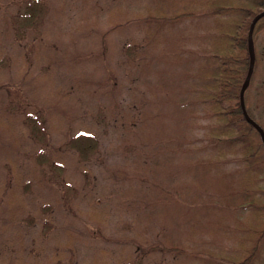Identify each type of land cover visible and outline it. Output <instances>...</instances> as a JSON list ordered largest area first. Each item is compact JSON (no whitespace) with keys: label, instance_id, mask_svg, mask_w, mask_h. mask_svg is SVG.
<instances>
[{"label":"trees","instance_id":"obj_1","mask_svg":"<svg viewBox=\"0 0 264 264\" xmlns=\"http://www.w3.org/2000/svg\"><path fill=\"white\" fill-rule=\"evenodd\" d=\"M261 9L0 0V264L264 256V143L239 101ZM95 219L110 246L85 238Z\"/></svg>","mask_w":264,"mask_h":264},{"label":"rangeland","instance_id":"obj_2","mask_svg":"<svg viewBox=\"0 0 264 264\" xmlns=\"http://www.w3.org/2000/svg\"><path fill=\"white\" fill-rule=\"evenodd\" d=\"M254 45L256 47V64L253 69V74L251 76L250 85L248 89L246 90V100L245 104L247 106L248 112L251 114V116L258 121L264 128V20H262L256 28V31L253 36ZM108 129V128H107ZM40 134L36 133V136L38 137ZM42 136V135H40ZM132 211V210H131ZM148 211V209L146 210ZM127 212L130 214V211H126L124 213L125 217ZM237 214L242 217L245 216L246 212L243 209L237 210ZM153 217V214L151 215ZM174 216V214H173ZM129 219L132 220L131 215L129 216ZM144 222H151V219L144 218ZM171 221H173L172 217L170 218ZM129 220V221H130ZM103 221H98L97 219L93 220L92 222H88L87 226H89L90 229L93 228V230H98L99 228H103V236L101 237L99 233L91 235L87 233L85 238H94L96 241H101L104 244H108V246L111 245V242L109 240H104L103 238H110L109 234L110 229L113 228V224L115 223V219H108L106 222L107 225H103L105 223H102ZM91 226V227H90ZM170 229H165L163 232L168 236H178V231L176 229H173V226H169ZM98 228V229H97ZM106 228V229H105ZM203 228V227H202ZM109 230V231H108ZM97 232V231H96ZM163 234V233H162ZM161 234V237H162ZM173 240H180V238H172ZM109 241V242H108ZM160 241H165V238H160ZM124 242V241H123ZM166 242V241H165ZM84 251V250H83ZM132 254L137 258L138 264H164V261H162V258L164 257V253H145L142 254L139 249L132 250ZM110 264V262H108ZM114 264V263H113ZM253 264H264V256H260L258 261H255Z\"/></svg>","mask_w":264,"mask_h":264},{"label":"water","instance_id":"obj_3","mask_svg":"<svg viewBox=\"0 0 264 264\" xmlns=\"http://www.w3.org/2000/svg\"><path fill=\"white\" fill-rule=\"evenodd\" d=\"M262 16H264V9H261L259 12H257L253 18L251 19V22L249 24V28H248V33H247V47H248V55H249V62H248V69L245 75V78L243 80V83L240 87V92H239V101H240V106L243 112V115L245 117V119L254 126V128L259 132L261 140L264 143V130L263 128L254 120L252 119L245 108V104H244V91L246 89V87L249 84L250 81V77L252 75V71H253V66H254V62H255V54H254V46H253V40H252V32H253V28L255 23L257 22V20L259 18H261Z\"/></svg>","mask_w":264,"mask_h":264}]
</instances>
